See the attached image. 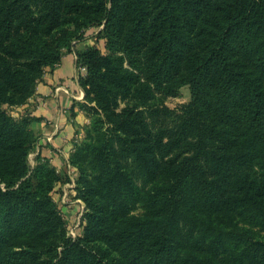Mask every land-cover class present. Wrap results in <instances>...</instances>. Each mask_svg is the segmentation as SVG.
Masks as SVG:
<instances>
[{"label": "trees", "instance_id": "obj_1", "mask_svg": "<svg viewBox=\"0 0 264 264\" xmlns=\"http://www.w3.org/2000/svg\"><path fill=\"white\" fill-rule=\"evenodd\" d=\"M92 28L72 237L54 197L66 177L30 165L33 118L4 105ZM184 85L190 101L169 107ZM241 215L264 227V0H0V264H264Z\"/></svg>", "mask_w": 264, "mask_h": 264}, {"label": "crops", "instance_id": "obj_2", "mask_svg": "<svg viewBox=\"0 0 264 264\" xmlns=\"http://www.w3.org/2000/svg\"><path fill=\"white\" fill-rule=\"evenodd\" d=\"M86 45L89 40L64 49L60 62L45 68L34 94L22 106L33 118L31 127L37 135L34 151L38 159L49 160L66 179L71 174L70 154L90 123L82 107L85 91L80 84L86 67L79 64L76 53Z\"/></svg>", "mask_w": 264, "mask_h": 264}, {"label": "rangeland", "instance_id": "obj_3", "mask_svg": "<svg viewBox=\"0 0 264 264\" xmlns=\"http://www.w3.org/2000/svg\"><path fill=\"white\" fill-rule=\"evenodd\" d=\"M98 33L97 28H92L87 32L86 39L80 42H84L89 40V45L91 44H101L103 40H98L96 34ZM77 42H74V45ZM158 97H162V95H158ZM30 99V98H29ZM28 99V100H29ZM191 99V93H190V88L188 85H184L179 89V92L177 95H172V96H167L163 97L164 102L171 108H177L183 103L189 102ZM28 102V101H27ZM26 102V103H27ZM25 103V104H26ZM24 104L21 105H9L5 104L4 107L5 109L8 110L10 115L13 118L19 119L23 117H29L28 113L22 108ZM32 119V117H31ZM33 120L30 122V129L32 130L34 136L37 138L36 133L34 132L33 128L31 127V123ZM85 137V135H84ZM83 137V139H84ZM82 139V140H83ZM80 140L79 142H81ZM37 141V139H36ZM32 150L30 151L29 154V162L32 167H34L38 162V157L35 154L36 152L34 151L35 144ZM76 144L74 145V148L72 150V153L75 151ZM71 153V154H72ZM70 154V156H71ZM70 162V160H69ZM70 164L72 165L71 167V174L70 177L66 179V181L61 182V186L58 184L56 187V192L54 194L55 201L59 208L61 209L62 216L66 222V225L68 227V235H71L72 237H76L78 235L83 234V223H85V218L84 215L87 211L86 208V203L85 201L78 196V191H77V178L79 176V169L78 166L73 165L71 162ZM91 168V166H88V168ZM142 207L139 206V208L136 209L135 212H141ZM236 220L242 227L246 226L248 228L254 229L256 232L260 233L261 236L264 237V227H262L259 223L248 219L247 217L241 215V216H236Z\"/></svg>", "mask_w": 264, "mask_h": 264}]
</instances>
